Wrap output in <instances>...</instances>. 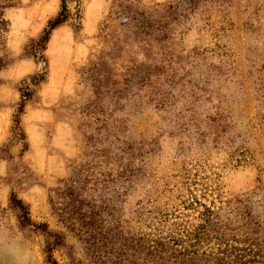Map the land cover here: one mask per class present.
Returning a JSON list of instances; mask_svg holds the SVG:
<instances>
[{
	"label": "rangeland",
	"instance_id": "1",
	"mask_svg": "<svg viewBox=\"0 0 264 264\" xmlns=\"http://www.w3.org/2000/svg\"><path fill=\"white\" fill-rule=\"evenodd\" d=\"M66 1L35 56L62 0H0V264H214L155 251L203 204L264 252V0Z\"/></svg>",
	"mask_w": 264,
	"mask_h": 264
},
{
	"label": "trees",
	"instance_id": "2",
	"mask_svg": "<svg viewBox=\"0 0 264 264\" xmlns=\"http://www.w3.org/2000/svg\"><path fill=\"white\" fill-rule=\"evenodd\" d=\"M77 11L72 13L67 5L66 0H62V6L59 13L53 19H50L48 29L45 30L41 38L31 47L32 54L37 56L38 53L41 55L46 49V45L50 41L51 33L57 27L66 24L69 21H73L76 26L80 23L81 14L79 5H77ZM24 105L20 106V113L23 111ZM18 205L24 209V217H27V212L20 200ZM204 210L201 212L203 222L198 225H193L190 228H186L180 238H172L167 242L157 241L155 251L160 259H164L163 254L167 253L168 249H172V258L177 262V259L184 258L181 263H196L205 260H214V264H260L263 261L261 258L264 257L261 245L254 243L248 246H237L234 244V239H229L226 236L219 233L217 225L214 222V211L211 207L204 205ZM214 231V235L212 232ZM186 233V234H185ZM215 240L216 250L212 248L203 250L204 245L209 244ZM232 241V242H231ZM176 247H169L167 245L172 243ZM172 245V246H173ZM180 246V248H178ZM48 261L52 264H59L58 261L53 257L52 248L48 249Z\"/></svg>",
	"mask_w": 264,
	"mask_h": 264
}]
</instances>
